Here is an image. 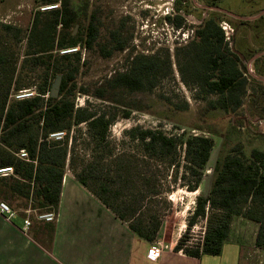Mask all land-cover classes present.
<instances>
[{
    "label": "trees",
    "instance_id": "1",
    "mask_svg": "<svg viewBox=\"0 0 264 264\" xmlns=\"http://www.w3.org/2000/svg\"><path fill=\"white\" fill-rule=\"evenodd\" d=\"M44 2L50 6L60 3V8L46 13L37 11L28 29L25 62L44 70L43 82L36 86L32 97L10 98L15 70L7 69L6 55L0 53V169L12 167L14 170L12 175L0 176V197L18 203L25 211L57 214L67 165H74L70 158V147L75 144L72 130L86 124L95 151H98L107 144L115 115L90 106L77 107L75 103L81 48H92L98 37L95 18L84 27L80 11L72 7L69 0ZM223 15L210 11L208 18L195 30L194 39L183 49L187 52L190 75L198 95L214 98L207 103L208 109L236 113L243 104L249 79L241 70V57L226 40L220 24ZM182 22L183 18L178 15L174 22L176 27L180 28ZM76 25L85 28L78 35L73 32ZM2 27L6 32L15 30L16 39L19 38L20 29L9 24ZM112 42L115 43L112 49L101 48L105 57L124 49L116 33H112ZM73 49L76 50L61 54ZM247 57L250 59L252 55ZM128 64L126 71L115 74L107 82L109 89L139 92L156 86L162 66L157 57L136 55ZM166 66L170 68L169 64ZM58 75L62 76L59 97L52 98V79ZM34 85L29 82L17 85L16 89H30ZM104 91L99 90L96 97L105 99ZM129 115V112L123 114L126 118ZM55 133H64V136L59 140L50 138ZM130 135L140 145L147 166L151 160L166 164V160L182 148L185 173L195 179L193 186L186 187L190 191L199 190L211 159L212 138L188 134L185 130L181 134L167 135L162 130L142 127L133 128ZM21 150L27 153V158H20ZM108 153V158L100 156L96 161L83 164L75 172V178L118 219L128 224L137 237L154 242L161 227L160 215L148 204L147 212L143 209L146 203L151 205L156 199H163L156 189V174L148 169L149 176L140 174L134 170L135 163L140 160L128 158L126 154H113L110 149ZM92 184L99 188L93 190ZM196 203L188 226L192 227L199 218L206 219L202 240L189 246L187 234H184L175 251L195 258L220 255L230 235L232 219L240 215L259 224L255 245L264 248V150L253 148L246 153L242 144L223 148L213 167L211 190L206 199L199 197Z\"/></svg>",
    "mask_w": 264,
    "mask_h": 264
},
{
    "label": "rangeland",
    "instance_id": "2",
    "mask_svg": "<svg viewBox=\"0 0 264 264\" xmlns=\"http://www.w3.org/2000/svg\"><path fill=\"white\" fill-rule=\"evenodd\" d=\"M69 3L80 11L82 26L86 27L94 17L98 27L93 47L81 48V68L75 80V103L77 107L90 106L115 115V120L109 129L107 144L98 151H95L86 124L72 130L75 144L70 147V158L74 165L68 163L66 170L75 176L83 164L96 161L100 156L108 158L109 149L113 154H126L128 158L140 160L135 163L137 168L134 170L149 176L148 169L156 174V189L160 190L163 198L156 199L151 205L146 203L143 209L147 212L150 206L160 215L161 227L154 243L175 247L179 239L187 234L186 243L197 245L202 240L207 220L199 218L192 227L188 226V221L197 199H206L211 190L213 167L221 150L237 144H242L246 153L253 148L264 150V55H260L264 52V14L248 20L264 12V0H69ZM49 6L44 0H0V53L6 55L7 69L10 72L15 70L11 99L17 100V96L27 90L36 91V86L43 82V68L32 67L25 62V58L28 29L35 13H46L45 8ZM57 6L60 8V3ZM209 8L225 11L221 12L225 14L221 27L228 32L226 40L229 46L241 54V70L249 79L243 104L236 113L208 109L207 103L214 98L198 95L190 75L187 52L183 49L194 39L195 30L208 18L210 11L220 12ZM178 15L183 18L180 28L174 23ZM3 24L20 29L19 38L16 39L15 30L6 32ZM76 26L74 35L85 29ZM112 33L117 34L124 49L105 57L101 48H113ZM249 54L252 55L250 59L247 57ZM136 55L157 57L162 63L156 86L139 92L109 89L107 82L115 74L126 71L128 63ZM261 56L262 59L257 61ZM55 80L53 78L52 83ZM29 82L35 85L30 89H16L17 85ZM101 89L105 90V99L96 97ZM127 112L130 114L128 118L123 116ZM136 127L162 130L167 135L181 134L185 130L188 134L214 140L211 159L198 191H190L186 187L193 186L195 179L185 173L182 148L167 159L166 164L151 160L152 163L147 166L143 162L140 145L130 135ZM98 188V185L92 184L93 190ZM0 201L6 202L21 217L30 221L38 219L37 214H40L37 210L26 214L18 203L3 197ZM258 230V223L242 215L232 219L230 237L240 239L250 264H264V248L255 245Z\"/></svg>",
    "mask_w": 264,
    "mask_h": 264
},
{
    "label": "crops",
    "instance_id": "3",
    "mask_svg": "<svg viewBox=\"0 0 264 264\" xmlns=\"http://www.w3.org/2000/svg\"><path fill=\"white\" fill-rule=\"evenodd\" d=\"M56 216L55 222L33 219L25 231L27 217L0 214V264H250L240 239L230 235L218 256L190 257L168 245L157 260H149L157 243L137 237L69 170Z\"/></svg>",
    "mask_w": 264,
    "mask_h": 264
},
{
    "label": "built area",
    "instance_id": "4",
    "mask_svg": "<svg viewBox=\"0 0 264 264\" xmlns=\"http://www.w3.org/2000/svg\"><path fill=\"white\" fill-rule=\"evenodd\" d=\"M58 6L55 5V6H49L47 8H45V10L47 11H50V10H53L55 8H57ZM223 29L225 30V34H226V37L229 38V35H228V32L226 30V28L223 27ZM76 49H73V50H69V51H65L64 53H69V52H73L75 51ZM35 94V92L31 91V90H27L25 92H22L20 95L17 96V99H26V98H30L32 97L33 95ZM64 136V133H55V134H52L51 137L55 138V139H62ZM19 156L20 158H27V153L24 151V150H21L20 153H19ZM13 168L12 167H8V168H2L0 169V176H9V175H12L13 174ZM0 214L6 216V218L8 219H14L17 217V212L12 209L6 202L4 201H1L0 202ZM37 218L39 220H43L45 222H55L57 216L56 214H54L53 212H47V213H40V214H37ZM24 227L23 229L25 231H27L32 223L30 221L29 218H25L24 221ZM168 249V246H165L164 244H161V243H157L154 247H152L149 252H148V259L149 260H152V261H155L157 260L162 251L163 250H166Z\"/></svg>",
    "mask_w": 264,
    "mask_h": 264
},
{
    "label": "water",
    "instance_id": "5",
    "mask_svg": "<svg viewBox=\"0 0 264 264\" xmlns=\"http://www.w3.org/2000/svg\"><path fill=\"white\" fill-rule=\"evenodd\" d=\"M209 9H211V10H219L220 12H225L223 9H219V8H209ZM263 14H264V12H262L261 14L255 16V17L248 18V20L257 19L258 17H260ZM77 28H78V26L75 27V31H74L75 33H76ZM232 50H233V52H235L236 54H238L242 58V56H241V54L239 52L235 51L233 48H232ZM61 82H62V76L58 75L56 77L55 82L52 84V87H51L50 96L52 98H58L59 97V91H60Z\"/></svg>",
    "mask_w": 264,
    "mask_h": 264
},
{
    "label": "flooded vegetation",
    "instance_id": "6",
    "mask_svg": "<svg viewBox=\"0 0 264 264\" xmlns=\"http://www.w3.org/2000/svg\"><path fill=\"white\" fill-rule=\"evenodd\" d=\"M90 20H91V19H90ZM90 20H89V22H90ZM88 24H90V23H88ZM261 55H264V52H262Z\"/></svg>",
    "mask_w": 264,
    "mask_h": 264
}]
</instances>
